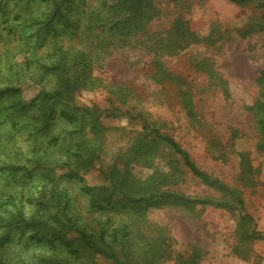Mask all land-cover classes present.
Segmentation results:
<instances>
[{"label":"rangeland","instance_id":"374dc122","mask_svg":"<svg viewBox=\"0 0 264 264\" xmlns=\"http://www.w3.org/2000/svg\"><path fill=\"white\" fill-rule=\"evenodd\" d=\"M62 1L66 17L32 24V18L50 12L55 0H0V165L18 167L0 171V194L28 192L35 185L36 190L56 188L63 202L68 200L69 210L84 214L90 208L84 187L109 186L101 168L108 170L114 159L120 167L129 162L132 173L141 179L168 170L172 161L181 178L167 188L206 203L148 208L147 217L157 224L154 232L166 235L170 243L165 259L154 264H191L195 253V264H264V150L257 148L255 119L248 109L260 96L257 77L264 71V0L244 5L233 0H153L159 15L146 25L151 40L156 45L174 40L181 26L187 25L190 44L158 61L143 48H109L93 71L108 86L73 89L72 102L55 103L56 114L46 127L35 116L49 105L44 98L53 101L48 96L55 91L56 75L42 79L39 65L43 67L49 58L46 55L38 65V57L57 39L68 43L82 18L73 5L80 0ZM29 61L35 73L25 69ZM11 87L18 90L7 89ZM182 90L194 101V118L184 106ZM61 107L74 113L75 120L62 117ZM145 124L172 136L203 170L231 187L238 185L243 207L235 202L226 209L221 203L232 205V196L182 173L179 158L161 141L153 142ZM52 135L62 141L59 148L48 151L46 140ZM139 148L155 150L154 167L132 160ZM242 154L251 160L254 185L240 181ZM40 156L53 160L51 171L35 165ZM68 157L92 164L74 168L65 162ZM114 201L113 211L126 204L121 195ZM11 214L0 210L1 217ZM243 214L253 219L245 228ZM253 225L261 236L240 240L239 229L246 233ZM34 234L21 227L9 230L14 247L38 261L47 247ZM96 264L114 263L96 257Z\"/></svg>","mask_w":264,"mask_h":264},{"label":"trees","instance_id":"16d2710c","mask_svg":"<svg viewBox=\"0 0 264 264\" xmlns=\"http://www.w3.org/2000/svg\"><path fill=\"white\" fill-rule=\"evenodd\" d=\"M233 1L244 5L251 0ZM61 2L63 1L55 0L51 3L52 7L47 15L42 17L38 15V18H32L33 21L30 23H39L43 18L45 22H51L58 15L66 17L67 13L60 7ZM73 5L75 11L82 14L78 32L70 37L68 43H64L61 38L55 40L48 51L42 57H38V65L44 61L46 55L49 58L43 67L39 65V69H43L42 79L45 78L44 76L56 75L55 91L48 96L53 101L49 102V99L44 98L49 105L42 106L41 115L35 116V120L42 119L46 127L56 114L55 103L72 102L70 96L73 89L93 90L108 86L99 76L94 75L93 71L97 66H101L98 61L109 48H143L153 60L158 61L162 55L175 54L191 42L187 36L192 32L187 25L181 26L180 31L174 35V40L157 45L151 40L146 32V25L159 15L153 0H80ZM262 26L264 27V20ZM201 66L207 67L206 63ZM25 69L35 73V70L31 69L30 61L27 62ZM16 74H19V71ZM257 84L260 96L248 109L255 119L257 148L264 150V71H261L257 77ZM7 89L16 91L18 87ZM182 91L184 106L190 117L194 118V101L191 95ZM115 106L113 105V110L118 109L121 112L120 107ZM60 114L66 120L77 117L72 112H66L62 107ZM145 121L147 122V119ZM143 128L153 135V142L161 141L166 149L179 158L182 173L189 172L203 184L232 196V205H229V202L221 203L228 207L226 209H232L235 202L238 208L243 207L242 190L238 185L231 187L219 177L203 170L195 163L186 148L172 136L160 132L158 127L149 128L145 124ZM61 141L58 135L48 137L47 150L59 148ZM138 151V155L132 160L145 167H154V159L157 155L155 150L143 152L139 148ZM46 160L48 162L40 156L35 160V165L51 171L49 164L53 160L48 157ZM241 160L244 172L240 174V181L247 182L246 185L256 184V179L251 178L254 173L251 160L245 154H242ZM65 162L74 168L85 169L92 164L78 157L73 161L68 157ZM111 164L106 171L101 168L110 183L109 186L84 187L83 193L88 197L90 207L84 214L77 210H69L68 200H64V203L60 191L56 188L49 191L42 190L40 186L36 190L37 185H35L29 187L28 192L11 190L0 194V210L12 213L9 218L0 216V226L1 222H5V232H0V264H96V257H103L114 264L136 262L154 264L165 259L170 243L166 235L154 232L157 224L147 217L148 208L170 204L206 203V201L193 200L181 192L167 188V185L176 183L178 178H181L177 165L172 161L168 163V170L153 172V175L146 179L134 175L129 162H125V165L120 167L114 159ZM9 168L18 167L15 164L0 165V171ZM116 195H121L126 204L121 209L113 211ZM210 202L215 201L210 200ZM93 213H98V216ZM241 218L244 228L253 220L249 214H243ZM14 227H21L22 230L31 229L36 233L33 235L37 236L36 240L46 245L47 249L43 254L38 255V261L36 258L31 259L28 255L22 254L14 247L15 243L9 236V230ZM239 230L240 240H246L250 236H261L254 225L248 226L246 233L241 228ZM197 257L196 253L191 257V264L196 263Z\"/></svg>","mask_w":264,"mask_h":264}]
</instances>
